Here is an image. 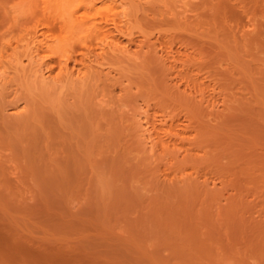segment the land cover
I'll list each match as a JSON object with an SVG mask.
<instances>
[{"label":"rangeland","instance_id":"1","mask_svg":"<svg viewBox=\"0 0 264 264\" xmlns=\"http://www.w3.org/2000/svg\"><path fill=\"white\" fill-rule=\"evenodd\" d=\"M0 264H264V0H0Z\"/></svg>","mask_w":264,"mask_h":264}]
</instances>
